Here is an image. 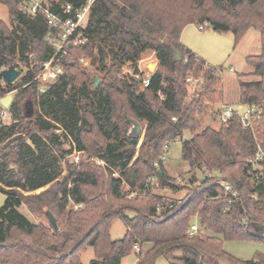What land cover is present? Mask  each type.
<instances>
[{"label": "trees", "instance_id": "trees-1", "mask_svg": "<svg viewBox=\"0 0 264 264\" xmlns=\"http://www.w3.org/2000/svg\"><path fill=\"white\" fill-rule=\"evenodd\" d=\"M87 1L53 3L81 8ZM0 4L15 24L10 29L0 20V74L10 66L22 74L27 69L12 84L0 75V99L15 93L8 109L11 123L0 126V191L6 196L0 208V264H82L80 254L89 247L95 252L92 264H122L139 241L152 246L137 264H157L159 257L170 264H264L263 254L238 261L224 250L225 241L264 243V0H95L83 26L87 43L70 49L65 73L38 95L33 80L53 54L46 40L51 30L40 16L23 13L20 0ZM204 23L215 33H232L236 44L251 30L260 36V54L246 59L258 80L244 82L239 75V105L262 110L254 131L242 126L238 105L228 125L207 124L218 119L223 104L214 88L221 71L180 41L186 26ZM149 51L156 54L159 68L146 88L142 74L132 84L119 80L123 65L136 66ZM80 56L91 58L92 65L101 61L106 75L96 88L74 61ZM189 76L204 80L197 93L190 94ZM28 101L35 112L26 119ZM128 117L146 124L138 157L139 140L127 136ZM63 138L107 167L85 160L62 178L61 162L72 152L65 150ZM177 138L190 176L181 177L187 193L173 200L158 193L179 190L162 160ZM259 147L261 166L252 165L249 159ZM151 177L159 188L149 182ZM224 182L236 188L237 198L225 197ZM135 191L139 194L131 197ZM22 207L43 220L35 223L20 212ZM47 211L55 216L58 231L51 228ZM116 218L127 231L113 241ZM195 219L217 236H190Z\"/></svg>", "mask_w": 264, "mask_h": 264}, {"label": "rangeland", "instance_id": "rangeland-1", "mask_svg": "<svg viewBox=\"0 0 264 264\" xmlns=\"http://www.w3.org/2000/svg\"><path fill=\"white\" fill-rule=\"evenodd\" d=\"M0 20L3 21L8 28H15V24H13L12 19L9 16L8 8L4 4H0ZM202 25L205 27L204 30H200L199 25L196 24L186 26L181 34L180 41L182 45L191 50L199 58L205 61L210 67L220 69L221 74L219 76V80L214 86V88H216V94L220 98V101L224 104L232 105L240 103L241 97L239 75L243 76L241 77V79L244 82H252L258 80L257 77L252 75L253 71L247 64L246 59L249 56H256L260 54V36L256 31L251 30L243 37V39L238 44H236L235 37L232 33H215L207 23H204ZM17 36L18 38L24 39L25 35L24 33L19 32ZM19 42L20 39H18V43ZM74 61L78 62V64H80V67L86 70L87 74L90 75L91 80L94 76L99 77L100 85L101 80L106 75V72L102 70L103 65L99 59H97L93 65L92 59L84 56L74 58ZM106 62L107 67L110 68V66L113 64L112 55L108 54V59ZM158 68L159 62L157 60L156 54L152 51H149L142 55L141 60L136 66L131 64L123 65L118 73V78L119 80L126 81L128 84H132L133 80H140L141 74L143 76V79H146L150 77V75L155 71H157ZM135 70H138L139 73L135 74ZM25 72H27V69H25ZM25 72H23L21 77ZM194 93L197 92L193 90L190 91V94ZM38 94L39 92L37 90L36 95ZM8 95L14 97L15 93H8L6 96ZM214 98H216V96ZM4 112H6L7 114H3ZM10 123L11 117L9 115L8 109L3 108L0 104V126L8 125ZM207 124L214 128H219V124L217 122L208 121ZM142 125L144 127V132L135 149L136 157H138L140 153V147L144 141L146 131V124L142 123ZM55 132L56 134L61 136L63 134L60 130H57ZM183 137L184 140L187 139L186 134ZM63 142L65 144V150H70L72 148V143L69 139L63 138ZM181 147L182 141L180 138H177L175 141L171 142L170 148L168 150L169 152L166 154V160L163 164L167 174L174 180L175 184L179 187V190L175 192L166 188L164 190H160L159 193L157 192L161 196H168L173 200H176L175 198H181L187 193L186 189H184L187 183L186 179H183L181 177L187 178L190 176V167L188 163L182 160ZM61 166L63 170L62 178L68 175L69 168L77 166L73 162L71 153L66 155V157L62 160ZM107 175H105V179L108 181L109 177ZM43 191L44 189H41L32 194H40ZM5 199L6 196L0 191V208L3 206ZM20 212H22L35 223H39L43 220V218L32 215L30 212H28L26 207H22L20 209ZM127 214L132 216L131 213ZM193 221V223L197 224L198 226L197 234L202 236H217L213 232H210L207 229H203L198 219H195ZM126 231L127 227L124 221L121 218H116L112 222L110 230L111 240L118 241L122 239ZM137 246L139 247V251L136 252V250L133 248V251L125 258H123L122 264H137L139 255L149 250L152 245L149 243H141L139 241ZM224 250L238 261H250L259 254L264 255V243L255 241H225ZM80 260L82 264H92V262L95 260L94 249L92 247H89L82 251L80 254ZM157 264H170V262L164 257H159L157 259ZM220 264L235 263H232L228 260H223Z\"/></svg>", "mask_w": 264, "mask_h": 264}, {"label": "built area", "instance_id": "built-area-1", "mask_svg": "<svg viewBox=\"0 0 264 264\" xmlns=\"http://www.w3.org/2000/svg\"><path fill=\"white\" fill-rule=\"evenodd\" d=\"M53 1L55 0H20L23 13L30 17L40 16L47 27L51 30L47 35L46 40L52 46L53 54L48 60L42 63L40 71L33 80L38 85L39 93L47 92L51 85L55 84L65 73V67L69 64L68 58L70 56V49L87 43V38L84 36L83 26L89 18L91 6L95 0H88L81 8H75L72 4H63L58 7ZM199 29L204 30L205 27L201 25L199 26ZM30 59H32V57H30ZM186 81L190 85L191 90L196 92L200 91L204 85V80L202 78L189 76ZM148 85L149 77L143 80L142 89L146 88ZM3 114L7 113L4 112ZM261 115L262 110L255 105L242 106L239 119L245 129L254 131L258 126ZM234 116L235 106L223 103L219 108V117L215 122L228 125ZM70 141L72 143L71 157L76 165H80L83 161L88 160L90 162H95L103 168L107 167V164L103 160L95 156H90L86 151H79L74 142L71 139ZM162 160H166V155L162 157ZM262 160L263 155L261 153V148L259 147V151L255 157L249 159V163L261 166ZM113 175L116 178L121 177L120 172L114 169ZM254 180L259 182V176L257 175ZM149 182L158 188L160 187V184L155 177H151ZM223 186L225 197L230 196L232 198H237L239 196V192L231 183L224 182ZM138 194L139 192L135 191L131 197ZM81 207L82 205L75 206L74 209H79ZM197 231L198 226L194 223L189 231L190 236L197 234ZM134 249L136 252L139 251L137 245Z\"/></svg>", "mask_w": 264, "mask_h": 264}, {"label": "water", "instance_id": "water-1", "mask_svg": "<svg viewBox=\"0 0 264 264\" xmlns=\"http://www.w3.org/2000/svg\"><path fill=\"white\" fill-rule=\"evenodd\" d=\"M177 58H178V60H180L179 56ZM0 75L6 84H12L21 77L22 72L20 70H18L17 68H15L14 66H10L9 68L3 70ZM92 81L94 82V88H96L100 82L99 77L94 76L92 78ZM12 102H13V96H11V95H8V96L0 99V104L5 109H9ZM34 112L35 111H34L33 102L32 101L26 102L23 118L29 119V118L33 117ZM127 121L130 124V129L128 131L127 136L131 139L140 140L142 135H143V132H144V127H143L142 123L133 119V118H130V117L127 118ZM46 217L48 219V222H49L51 228L54 231H58L59 226H58V223H57L55 216L50 211H47Z\"/></svg>", "mask_w": 264, "mask_h": 264}, {"label": "crops", "instance_id": "crops-1", "mask_svg": "<svg viewBox=\"0 0 264 264\" xmlns=\"http://www.w3.org/2000/svg\"><path fill=\"white\" fill-rule=\"evenodd\" d=\"M196 55V54H195ZM197 56V55H196ZM198 57V56H197ZM199 58V57H198ZM199 59H201V58H199ZM202 60V59H201ZM205 62V61H204ZM206 63V62H205ZM207 64V63H206ZM208 65V64H207ZM230 105H232V104H230ZM235 105H238L239 106V108L241 109V107H242V105H239V103H236V104H233V106H235Z\"/></svg>", "mask_w": 264, "mask_h": 264}]
</instances>
